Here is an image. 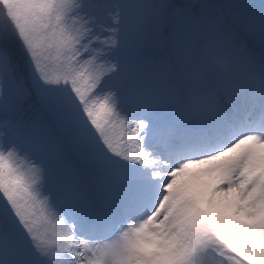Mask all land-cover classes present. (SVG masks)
<instances>
[{
    "label": "snow or ice",
    "instance_id": "snow-or-ice-1",
    "mask_svg": "<svg viewBox=\"0 0 264 264\" xmlns=\"http://www.w3.org/2000/svg\"><path fill=\"white\" fill-rule=\"evenodd\" d=\"M0 264H264V0H0Z\"/></svg>",
    "mask_w": 264,
    "mask_h": 264
}]
</instances>
